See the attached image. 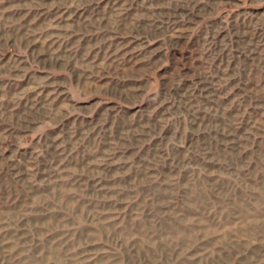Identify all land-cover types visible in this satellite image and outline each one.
I'll return each instance as SVG.
<instances>
[{"label": "rangeland", "instance_id": "1", "mask_svg": "<svg viewBox=\"0 0 264 264\" xmlns=\"http://www.w3.org/2000/svg\"><path fill=\"white\" fill-rule=\"evenodd\" d=\"M0 264H264V0H0Z\"/></svg>", "mask_w": 264, "mask_h": 264}]
</instances>
